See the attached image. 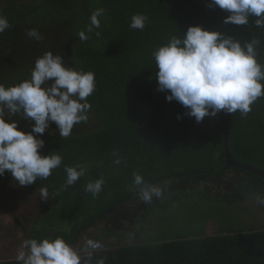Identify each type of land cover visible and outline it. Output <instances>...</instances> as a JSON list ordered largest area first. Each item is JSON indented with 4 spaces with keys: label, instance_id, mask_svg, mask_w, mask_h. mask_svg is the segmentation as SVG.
I'll return each instance as SVG.
<instances>
[{
    "label": "trees",
    "instance_id": "obj_1",
    "mask_svg": "<svg viewBox=\"0 0 264 264\" xmlns=\"http://www.w3.org/2000/svg\"><path fill=\"white\" fill-rule=\"evenodd\" d=\"M1 2L0 13L11 27L0 33V84L7 87L28 79L35 59L48 51L61 55L77 70L94 72L96 80L95 91L87 98L91 105L88 121L75 125L67 138H61L55 123L50 122L40 136L45 142L39 150L42 155L59 151L64 164L86 165V176L55 197L53 191L66 179L63 167L53 170L47 180L37 179L27 186L19 185L7 170L0 176L29 193L48 188L50 199L41 202L40 217L24 230L27 239L60 236L75 247L91 225L138 197L131 190L134 172L165 188L163 197L172 195L168 198L173 201L178 194H186L189 200L196 196L230 207L239 204L240 196L246 199L264 193V178L226 164L227 114L221 111L197 123L181 104L167 101L166 93L157 91L156 65L151 56L156 46L173 35H183L188 26L219 31L241 43L253 37L260 41L261 29L254 27V18L246 26L225 24L228 13L218 6L208 8V0ZM96 8L106 10L99 18L100 35L93 33L81 41L77 33L86 29ZM135 13L149 18L142 31L128 26ZM33 28L43 36L41 41L26 35V30ZM258 63L264 66V29ZM251 108L244 118L238 111L231 115L228 149L234 160L264 173V97ZM12 119L20 130L31 131L34 122L19 115ZM206 122L211 123L210 131L202 126ZM113 153L121 158L120 165L113 163ZM230 171L236 174L232 178L228 177ZM101 174L105 184L93 199L84 192V185ZM217 187H223L234 200L228 203L220 193L207 194ZM152 201L141 207L157 214L155 206L161 204L157 198ZM101 257L107 258L105 264H264V228L120 244L94 253V261ZM0 264L18 262L1 260Z\"/></svg>",
    "mask_w": 264,
    "mask_h": 264
},
{
    "label": "clouds",
    "instance_id": "obj_2",
    "mask_svg": "<svg viewBox=\"0 0 264 264\" xmlns=\"http://www.w3.org/2000/svg\"><path fill=\"white\" fill-rule=\"evenodd\" d=\"M216 6L228 13L225 24L246 26L254 18V27L264 29V0H208V8ZM105 14L103 8L91 12L86 29L77 33L81 41L88 40L93 33L100 35L99 18ZM148 22L147 15L135 13L128 26L142 31ZM10 27L7 17L0 13V33ZM26 35L36 41L43 39L35 28L26 30ZM259 44L256 37L241 43L219 31L188 26L183 35L171 36L151 52L156 65L157 91L165 92L167 101L181 104L187 109L186 115L194 117L197 123L221 111L225 114L238 111L244 118L251 112V105L264 97V66L258 63ZM95 88L94 72L77 70L51 51L35 59L28 79L7 87L0 84V176L7 170L19 185L27 186L37 179L47 180L53 170L63 167L66 179L52 197L85 177L87 166L64 164L59 151L42 155L39 150L45 142L40 136L50 122L55 123L61 138L69 137L75 125L86 123L91 109L87 98ZM17 115L34 122L30 124L31 131L19 129L17 121L12 119ZM180 118L178 115L177 119ZM113 156V163L120 165L121 158L116 153ZM104 184L101 174L85 183L84 192L95 199ZM131 190L145 203L162 198L165 192V188L148 182L138 172L132 174ZM39 198L50 199L47 187L39 189ZM253 199L264 208V193H256ZM103 249L102 242L91 238L79 248L60 236L28 238L18 249L16 261L18 264H105L106 257L94 261V253Z\"/></svg>",
    "mask_w": 264,
    "mask_h": 264
},
{
    "label": "rangeland",
    "instance_id": "obj_3",
    "mask_svg": "<svg viewBox=\"0 0 264 264\" xmlns=\"http://www.w3.org/2000/svg\"><path fill=\"white\" fill-rule=\"evenodd\" d=\"M210 124L206 122L202 126L209 130ZM228 175L232 178L236 174L230 171ZM214 192L224 196L228 203L234 200L223 187L209 189L207 194ZM185 195L178 194L174 201L168 198L172 195L159 198L161 206L157 208L156 204L157 214L141 207L145 202L139 196L131 199L91 225L75 247L82 246L88 238L102 242L104 251L120 244L264 228V208L255 203V194L248 195L246 199L238 197L239 204H231L230 207L196 196L189 200ZM41 202L39 191L29 193L9 182L6 177H0V261L16 259L18 249L27 239L24 230L40 217Z\"/></svg>",
    "mask_w": 264,
    "mask_h": 264
},
{
    "label": "water",
    "instance_id": "obj_4",
    "mask_svg": "<svg viewBox=\"0 0 264 264\" xmlns=\"http://www.w3.org/2000/svg\"><path fill=\"white\" fill-rule=\"evenodd\" d=\"M261 50H262V29H261V34H260V44L258 47V51H259L258 60H259V57L261 55ZM231 115L232 114H227L226 120H225V125H224V149H225V154H226V164L229 166H232V167L245 169L247 171H250V172L264 178V173L262 171L254 168V167H251L245 163H240L231 157L229 149H228V126H229V122L231 119Z\"/></svg>",
    "mask_w": 264,
    "mask_h": 264
},
{
    "label": "bare ground",
    "instance_id": "obj_5",
    "mask_svg": "<svg viewBox=\"0 0 264 264\" xmlns=\"http://www.w3.org/2000/svg\"><path fill=\"white\" fill-rule=\"evenodd\" d=\"M38 20V19H37ZM34 22V21H33Z\"/></svg>",
    "mask_w": 264,
    "mask_h": 264
}]
</instances>
